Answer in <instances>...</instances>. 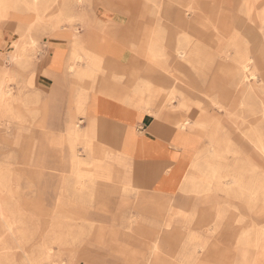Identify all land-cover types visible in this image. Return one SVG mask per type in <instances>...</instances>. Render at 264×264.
<instances>
[{"label":"rangeland","instance_id":"1","mask_svg":"<svg viewBox=\"0 0 264 264\" xmlns=\"http://www.w3.org/2000/svg\"><path fill=\"white\" fill-rule=\"evenodd\" d=\"M111 13L139 104L195 127L176 193L139 189L116 138H74L36 66L60 32L78 60ZM0 39V264H264V0H0Z\"/></svg>","mask_w":264,"mask_h":264},{"label":"crops","instance_id":"2","mask_svg":"<svg viewBox=\"0 0 264 264\" xmlns=\"http://www.w3.org/2000/svg\"><path fill=\"white\" fill-rule=\"evenodd\" d=\"M126 2L122 9L129 10ZM116 14H109L112 17L108 26L112 31L103 32L93 27L79 31L82 59L74 61L73 58L75 35L60 32L43 48L36 66L49 77L50 94L56 101L63 102L69 118L83 122V131L72 129L74 138L88 137L84 139L92 142L90 149L96 146V138H116L117 157L132 166L133 181L139 189L154 194H173L178 191L200 141L194 142L191 138L195 127L183 130L180 120L175 119L171 124L139 104L136 97L139 89H132L130 79H134V66L142 61L130 50L128 24ZM93 57L102 59L96 74L90 65ZM72 63L75 70L70 72ZM147 70L145 75L153 72L151 68ZM146 77L148 83L153 78ZM100 150L101 154L107 151ZM78 163L82 169L80 159ZM92 165L101 166L99 161H92Z\"/></svg>","mask_w":264,"mask_h":264},{"label":"bare ground","instance_id":"3","mask_svg":"<svg viewBox=\"0 0 264 264\" xmlns=\"http://www.w3.org/2000/svg\"><path fill=\"white\" fill-rule=\"evenodd\" d=\"M181 1H182V0H174V2H176V3H181ZM177 16H178V15H177ZM179 17H181V16H179ZM177 20H178V19H177ZM232 22H233V21H232ZM234 27H235V26H234ZM77 59H78V60H79V59H82V57H81V56H78ZM244 67H245V66H244ZM248 68H249V67H248ZM247 71H248V70H247ZM171 100H172V99L169 98V99H168V102L170 103ZM167 106H168V105H167ZM191 122H192V120L189 119V118H184L183 121L180 120V128L183 129V130L189 128V126H191V124H192ZM73 136H74V135H73ZM77 136H78V135H77Z\"/></svg>","mask_w":264,"mask_h":264}]
</instances>
